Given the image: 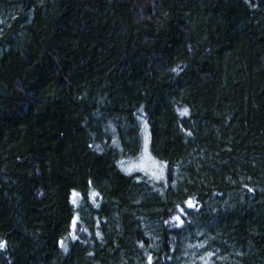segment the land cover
<instances>
[{
  "label": "trees",
  "instance_id": "16d2710c",
  "mask_svg": "<svg viewBox=\"0 0 264 264\" xmlns=\"http://www.w3.org/2000/svg\"><path fill=\"white\" fill-rule=\"evenodd\" d=\"M0 242L264 264V0H0Z\"/></svg>",
  "mask_w": 264,
  "mask_h": 264
},
{
  "label": "snow or ice",
  "instance_id": "6c2138e0",
  "mask_svg": "<svg viewBox=\"0 0 264 264\" xmlns=\"http://www.w3.org/2000/svg\"><path fill=\"white\" fill-rule=\"evenodd\" d=\"M186 111V110H185ZM177 219H179L178 217H177ZM75 238V237H74ZM5 246V243L4 242H0V248H3Z\"/></svg>",
  "mask_w": 264,
  "mask_h": 264
},
{
  "label": "rangeland",
  "instance_id": "374dc122",
  "mask_svg": "<svg viewBox=\"0 0 264 264\" xmlns=\"http://www.w3.org/2000/svg\"><path fill=\"white\" fill-rule=\"evenodd\" d=\"M187 205H188V206H191V205H193V202H188ZM175 221H178L177 218H175Z\"/></svg>",
  "mask_w": 264,
  "mask_h": 264
}]
</instances>
